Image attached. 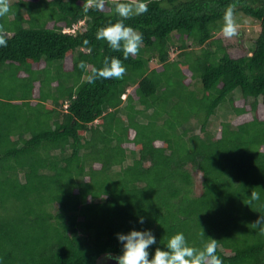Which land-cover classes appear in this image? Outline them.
Returning <instances> with one entry per match:
<instances>
[{"label":"trees","instance_id":"16d2710c","mask_svg":"<svg viewBox=\"0 0 264 264\" xmlns=\"http://www.w3.org/2000/svg\"><path fill=\"white\" fill-rule=\"evenodd\" d=\"M98 2L8 0L0 17V264H104L132 228L150 252L182 232L222 264H264V0ZM232 4L259 26L239 58L217 38ZM120 20L143 37L127 59L96 39ZM106 58L123 77L89 83Z\"/></svg>","mask_w":264,"mask_h":264},{"label":"clouds","instance_id":"9594fccd","mask_svg":"<svg viewBox=\"0 0 264 264\" xmlns=\"http://www.w3.org/2000/svg\"><path fill=\"white\" fill-rule=\"evenodd\" d=\"M97 9L103 7V0L96 4ZM10 11L8 0H0V17H4ZM148 11L147 5L139 3H118L115 6V13L123 19H128L134 15H141ZM235 4L229 5L223 15L222 33L225 37L231 38L237 35V24L234 19ZM96 39L106 41L113 51H122L125 59L129 54H136L143 42L142 34L126 26L123 20L102 27L96 32ZM0 46H6V41L0 39ZM102 69H93L92 75L88 77V82H94L97 78L120 79L126 69L118 58L105 59ZM80 67L84 68L82 62ZM258 197L253 194V199ZM137 223L143 225V217L137 219ZM253 228L258 229L264 235V217L252 224ZM116 239L121 245L120 254L113 256L105 253L106 264H222L216 256L215 240L210 238L203 248L190 247L185 235L178 232L171 236L163 248L156 247L154 252L149 249L157 245L156 236L151 229L132 228L127 233H117Z\"/></svg>","mask_w":264,"mask_h":264},{"label":"rangeland","instance_id":"374dc122","mask_svg":"<svg viewBox=\"0 0 264 264\" xmlns=\"http://www.w3.org/2000/svg\"><path fill=\"white\" fill-rule=\"evenodd\" d=\"M131 2H134L135 0H130ZM104 10L107 11V8L104 7ZM234 19L236 21L237 24V35L231 38H227L223 35L222 31H220L217 35V38L222 39L224 45L229 46L228 47V51L229 54L233 57V58H239L241 56H243L244 50H248V48L250 47V45L254 42L255 38L258 35V23L252 21L251 19H248L246 17H244L242 14H236L234 15ZM178 54V51L175 48H171L169 51V56L170 59L176 58ZM41 64V63H40ZM43 64H41L40 66H42ZM65 68H70V64H64ZM38 67V66H36ZM158 68V66H155V68ZM186 74L189 76L188 72H186ZM129 92H133V89H131ZM122 99H124V97H122ZM240 97L239 94H235L234 95V100L236 101V105H240ZM217 117L220 120H228L231 123H235V117L229 112V109H227V107H223L220 110H217ZM242 120H247L249 119L248 116L242 117ZM192 126H195L194 124ZM212 128L217 129L218 125L213 126ZM194 130L196 131L197 134L199 133L198 130V126L194 127ZM192 176H193V190H194V194L199 195L201 192V174L197 173V172H192ZM106 264V261L105 263Z\"/></svg>","mask_w":264,"mask_h":264},{"label":"water","instance_id":"95a60500","mask_svg":"<svg viewBox=\"0 0 264 264\" xmlns=\"http://www.w3.org/2000/svg\"><path fill=\"white\" fill-rule=\"evenodd\" d=\"M113 264H115V261H111Z\"/></svg>","mask_w":264,"mask_h":264},{"label":"crops","instance_id":"0c3cea01","mask_svg":"<svg viewBox=\"0 0 264 264\" xmlns=\"http://www.w3.org/2000/svg\"><path fill=\"white\" fill-rule=\"evenodd\" d=\"M66 69H68V68H66Z\"/></svg>","mask_w":264,"mask_h":264}]
</instances>
